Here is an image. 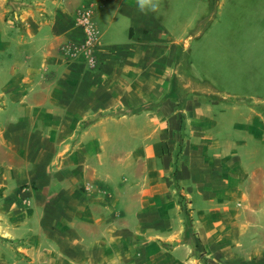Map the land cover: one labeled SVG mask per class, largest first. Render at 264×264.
Masks as SVG:
<instances>
[{
	"label": "crops",
	"instance_id": "crops-1",
	"mask_svg": "<svg viewBox=\"0 0 264 264\" xmlns=\"http://www.w3.org/2000/svg\"><path fill=\"white\" fill-rule=\"evenodd\" d=\"M110 2L121 6L130 21L125 48L157 59L154 66L159 67V74L153 69L145 74L148 80L157 81L156 93L136 80L140 67L131 62V55L124 61V45L103 41L108 35L107 28L101 26L106 10L103 0H0V190L4 189L0 238H19L23 252L30 255L25 264H188V256L176 259L171 251L161 248L174 240L172 196L161 185L156 188L154 176L142 175L143 180L138 181L145 183L144 188L138 189L135 177L140 175L119 173L120 166L138 165L139 161L154 166L162 151L157 129L174 132L181 113L187 123L188 149L181 155L176 179L191 201L189 206L195 207L191 215L202 236L204 230L211 236L210 228L220 221L215 210L206 212L209 217L197 208L207 200L202 198L213 196L204 192L205 182H199L198 176L209 175L208 166L215 163L220 167L211 169L213 177L226 174V168L221 167L223 155L215 153L212 162L206 157L209 140L214 137L205 136V127L234 117L236 107L225 106L219 110L224 113H213L212 106L219 102H207L211 95L206 91L212 92L215 83L204 82L206 91L189 90L182 109L177 110V102L166 94L180 41L166 42L152 35L155 19L150 13H141L136 0ZM86 5L98 9L92 25L97 41L90 62L81 50L89 35L77 23V13ZM124 70L132 77H126L128 83L136 80V89L127 88L132 99H124L118 90L125 79ZM216 76L218 81L224 79L220 72ZM189 77L196 83L202 79L199 73ZM92 90L98 94L91 95ZM145 105L149 107L137 111ZM130 112L136 114L117 115ZM251 114L256 119L250 133L263 136L264 120L258 119H263L264 113ZM251 117L247 116V121ZM107 120L112 127L105 126ZM124 126L131 129L130 136L137 137L130 139L136 144L121 160L120 141L126 139L119 127ZM146 127L153 129L142 137ZM48 162L55 169L41 172L38 165L46 167ZM240 162L238 157L235 165ZM165 171L172 172L171 163ZM244 174L243 178L234 174L239 185L235 183L231 189L235 201L241 203L231 227L263 232L264 165ZM124 183L127 187L123 190ZM207 204L217 203L208 200ZM204 223H209L208 228ZM180 237L177 233L176 238ZM0 264L11 263L0 259Z\"/></svg>",
	"mask_w": 264,
	"mask_h": 264
},
{
	"label": "rangeland",
	"instance_id": "rangeland-1",
	"mask_svg": "<svg viewBox=\"0 0 264 264\" xmlns=\"http://www.w3.org/2000/svg\"><path fill=\"white\" fill-rule=\"evenodd\" d=\"M103 5L106 6L105 21L101 26L104 25V28H107L106 34H108L104 36L103 41L118 42V44L124 45L122 49L124 61H129L128 57L131 55V62L140 67V76L136 80L145 82L148 84L147 87L156 93L155 84L157 81L155 82V79L148 80L145 74L151 73L152 69L155 74H159V67L154 66L157 59H154L155 56L152 54L126 49L125 45H128L131 27L129 18L125 16L124 12H121V6L117 7L118 5L113 4L110 0H103ZM86 10L91 11V25L95 22L98 13L96 6L94 8L89 5L82 7L77 13V23L83 28L85 26L80 23L79 17ZM149 13L155 19V23L150 29L152 35H159L166 42L180 41L175 57V68H173L174 85L177 89V97L173 100L177 102V110L182 109L185 96L190 94L189 90L206 91L203 90L206 87L202 86L205 84L204 82L215 83L212 92L206 91L211 95L210 98H206L207 102H219V105L212 106L213 113H219V110L224 109L225 106L237 109V112H232L236 113L234 117L221 118L216 121L217 126L205 127V136L214 137L213 140H209L211 147L205 151L206 157L212 162L215 153L223 155L225 163L221 167L226 168L227 172L213 177L211 169L217 170L220 167L215 163L208 166L209 175L198 176L199 182L201 180L205 182L204 192L213 196L202 198L203 201L207 200L204 204L197 205V208L205 213L204 216L209 217L211 214L206 212L209 209L215 210L216 218L220 221H216L215 228H210L211 236L206 230L203 231L202 236L196 230L193 223L194 218L191 215V211L195 207L189 206L188 203L191 201L183 194V186L176 179L179 172V160L183 151L185 153L188 149L187 123L184 116L182 120L179 117V127L174 132L167 128L165 132L160 133L157 129V142L161 141L162 151L156 158L154 166H145L142 161H139L138 165L120 166L119 173L122 176L125 174L140 175V178L135 177L138 189L144 188L145 183L138 181L143 180L142 175L154 176L156 188L161 185L160 187L166 189V193L172 196L170 213L174 240L168 247L167 245L164 247V242H161L163 244L161 248L171 251L176 259H184L188 256L187 258H190L186 259L189 261L188 264H264V245L262 243L264 230L261 232L262 230H254L251 227L248 229H233L231 227L234 217H237L235 210L241 203L235 201L236 198L231 189L237 183L234 174L239 173L243 178L244 173L248 176L257 167L264 165V135L255 136L249 131V127L255 123L256 119L251 113H264V0H161L159 11ZM111 18L112 21L109 25L107 22ZM89 29L92 36L88 37L83 47L81 46L88 62L94 57L91 50L97 41L93 26ZM130 71L135 72L134 69H130ZM219 72L224 79L218 81L216 74ZM196 73H199V76L201 74L202 78L197 83L189 77ZM203 75L205 78L202 77ZM127 76L130 75L128 71L124 70L125 79L118 90L124 99H132L134 97L128 95L127 88L129 87L130 91L136 89V80L133 78L128 83ZM170 86L171 83L167 88L168 91ZM93 90L98 91L97 88ZM93 90L91 95H97L98 93ZM139 101L138 98L137 103ZM148 107L149 105H145L137 111ZM119 114L131 116L136 113H117V115ZM177 114L173 113V116ZM247 116H252L250 121H247ZM258 120L263 121L264 117ZM105 123L108 128L113 126L109 120ZM152 129L146 127L142 132V137L145 136V133H150ZM119 131L125 135L126 139L120 141L121 155L119 158L122 160L124 155L130 151L131 146L136 144L130 139H135L137 136H130L131 129L129 127H119ZM203 141L208 144L206 138ZM192 142L195 143L196 139H192ZM108 151H110L109 148H107ZM105 157L106 154H103L104 160ZM238 157L241 159V165H235ZM127 159L125 158L123 162ZM93 162H96L95 158H93ZM169 163L172 165L171 173L165 171V167ZM49 165L48 162L46 167L42 164H39L38 167L41 172L44 173V170L47 169L50 173L49 169L54 170L55 167ZM232 167L233 169L230 170ZM237 185L239 184L237 183ZM240 185L242 187V183ZM125 187L127 185L124 183L123 190ZM206 188H209L210 191ZM3 190H0V204L3 200ZM208 200H213L217 204H207ZM262 206L264 208V201ZM0 221H2L1 218ZM210 224L213 223L210 222ZM208 225L209 223H204L203 226L206 229ZM177 233H181L180 238H176ZM205 243L213 248H208ZM214 248L215 251H212ZM191 258L197 261H192ZM0 259H8L11 264H25L26 259H30V255L27 256L23 252V245H20L19 238L10 241L0 238Z\"/></svg>",
	"mask_w": 264,
	"mask_h": 264
},
{
	"label": "clouds",
	"instance_id": "clouds-1",
	"mask_svg": "<svg viewBox=\"0 0 264 264\" xmlns=\"http://www.w3.org/2000/svg\"><path fill=\"white\" fill-rule=\"evenodd\" d=\"M138 10L147 14L149 12H158L161 6V0H136Z\"/></svg>",
	"mask_w": 264,
	"mask_h": 264
},
{
	"label": "built area",
	"instance_id": "built-area-1",
	"mask_svg": "<svg viewBox=\"0 0 264 264\" xmlns=\"http://www.w3.org/2000/svg\"><path fill=\"white\" fill-rule=\"evenodd\" d=\"M79 20H80V23H82L83 26H85V29H86L88 35L91 37L92 35H91L90 29H89L92 26L91 25V11L90 10L89 11H87V10L84 11L80 15Z\"/></svg>",
	"mask_w": 264,
	"mask_h": 264
},
{
	"label": "trees",
	"instance_id": "trees-1",
	"mask_svg": "<svg viewBox=\"0 0 264 264\" xmlns=\"http://www.w3.org/2000/svg\"><path fill=\"white\" fill-rule=\"evenodd\" d=\"M175 79H173V81L171 82V87H170V91L167 93L166 98H173L176 99L177 94H176V87H175ZM180 119L182 120V114L179 115Z\"/></svg>",
	"mask_w": 264,
	"mask_h": 264
}]
</instances>
